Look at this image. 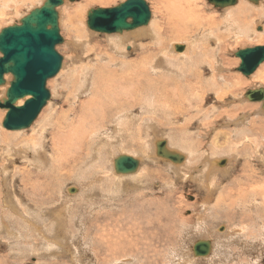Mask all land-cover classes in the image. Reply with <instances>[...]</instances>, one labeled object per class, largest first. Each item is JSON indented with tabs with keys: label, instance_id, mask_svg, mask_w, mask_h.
<instances>
[{
	"label": "rangeland",
	"instance_id": "1",
	"mask_svg": "<svg viewBox=\"0 0 264 264\" xmlns=\"http://www.w3.org/2000/svg\"><path fill=\"white\" fill-rule=\"evenodd\" d=\"M44 1L0 0V32L9 26L19 25L18 21L21 22L24 16L41 6ZM125 1L127 0L84 3V0H76L71 3L66 0L59 9L61 36L65 41L57 47V51L64 57L65 64L62 71L48 82L47 88L52 96L49 104L29 129L8 131L0 127L1 147L8 146L9 141V145L24 144L32 141L31 137L37 138L44 133L48 148L52 147L54 141L59 146L55 155L56 165L51 164L41 172L26 164L27 162L19 156L11 158L0 155V264H180L182 255L188 252L193 244L204 239H212L215 248L213 256L199 264H264V132L259 129H264V115L257 103H250L249 100L243 103L242 100L248 90L264 87V64L253 77L247 78L237 71L241 61L235 56L239 50L264 46V19L256 25L257 32L262 35L261 39L251 34L238 33L241 39L237 40L236 34L229 36L226 31H220L218 28L216 30V26L205 20L186 29L187 34L183 36L180 34L176 37L173 35L175 30L170 28L169 32H166V44L161 47L147 36L131 39L126 43L127 46L124 44L117 47L115 38L123 37L125 33L99 34L91 31L87 26L88 12L95 8H114ZM145 1L153 11V20L162 22L160 11L163 7L160 2H164ZM204 1L208 8H211L208 13L215 17L225 16V9L215 8L208 0ZM243 1L250 3V6L255 5L248 0ZM260 4L263 5L264 0H261ZM231 9H235L234 6ZM217 36H222L224 42L220 43ZM177 38L185 43L176 42L177 45L186 46L185 52L181 53L183 57L174 47ZM199 42H202L200 46L197 44ZM143 43L152 46L155 57L160 54V57L165 56L174 62L173 56L177 55L181 58V64L188 53L191 56L197 51L202 52L200 55L205 63V70H200L205 80L200 84L191 76L183 78V83L177 84L178 86L173 84L170 77H153V84L158 88L155 94L161 90L163 96H160L162 105L158 102L155 106L157 124L152 118L153 124H149L150 126L140 120L144 117L142 107L145 103L139 101V104L135 103L136 106L132 105L129 109L127 106H117L119 98L120 103H128L126 99L122 100L125 95L120 92L124 86L113 80L123 72L117 74L112 65L114 71L107 72L109 76L105 73L110 65L109 61L135 62L143 55L140 51ZM114 48L118 51L126 49V58L115 53ZM209 61L217 66L215 81H208L213 74L211 68L208 70ZM165 73L168 72L165 70ZM184 74L190 75L189 72ZM179 80L181 79L176 78V81ZM7 85L1 87L0 91H6ZM107 91L108 100H104L103 95ZM114 95L118 100L112 102ZM92 96L105 101L103 108L106 105L103 112L100 110L98 113L96 123L92 120L94 110L89 107ZM4 97L0 96V100ZM136 97L139 98L140 93H136ZM181 109L185 113L184 116H174L171 120L164 117L166 111L175 115V112ZM0 112L5 116L7 114V111L2 109ZM123 112L129 114L130 125L132 120H137V123L132 126L133 130L130 132L125 129V135L114 134V127L117 124L119 128L122 126L118 119L125 115ZM148 114L147 111L146 116ZM246 114L250 115V118L243 125L230 126L237 118L239 120V117ZM182 127L186 128L185 134L190 132L185 141L183 137L177 136L180 135L178 132ZM138 128L142 130L140 133L136 131ZM80 133L84 136L88 134L89 139L80 142L76 141V138L71 141L70 134L76 136L81 135ZM154 139L155 142L167 141L172 149L176 148L181 154L191 151L188 146L194 147L192 152L196 153L193 154L203 157L198 161V164L201 163L200 167L207 166L210 160L222 162L229 159L230 164L227 163L228 166L224 167L230 171V175L226 176L227 179L223 180L221 187L216 189L211 200L206 201V190L198 183L182 178L188 172L186 167L179 172L170 171L168 168L171 164H165V160H157L156 156L149 155L150 149L154 147ZM91 143L93 147L96 143L97 149L101 145L105 150L100 161L105 168L104 174H97L99 177L95 174L87 175L88 160L78 164L72 162L79 154L89 153ZM70 150L72 152L69 153ZM131 153L137 155V158L144 156L145 159L141 162L138 175L116 179L113 159L123 154L131 156ZM69 155L71 161L68 162L65 157ZM28 157L30 159L32 156L27 155L26 158ZM89 158L92 157L89 155ZM217 167L224 169L220 165ZM5 170L7 173H3ZM88 176L91 178H86ZM218 181L221 184V181ZM227 186L229 189H226L221 197L223 188ZM74 188L77 190L71 193L69 189ZM8 193L13 195L11 206H16L14 209L5 202ZM220 202L224 203L219 204ZM205 203L209 204L208 208ZM250 205L252 207L248 210ZM256 205H261L262 211L253 207ZM55 215L65 221L61 226L55 224ZM216 229L220 232H216Z\"/></svg>",
	"mask_w": 264,
	"mask_h": 264
},
{
	"label": "bare ground",
	"instance_id": "2",
	"mask_svg": "<svg viewBox=\"0 0 264 264\" xmlns=\"http://www.w3.org/2000/svg\"><path fill=\"white\" fill-rule=\"evenodd\" d=\"M7 1V0H6ZM19 1V0H17ZM23 1V0H22ZM25 1V0H24ZM46 1V0H45ZM44 1V3H45ZM69 1V0H68ZM96 1H107V0H84V3H92V2H96ZM164 3L160 2L162 4V7L163 9L160 11L161 15H162V22H159L157 19L156 21L153 20V11L151 10V21L150 23L145 26V27H141V28H138V29H135L133 31H129V32H124L125 35H123V37H118V38H115L114 40V43L117 47H122L124 46V44H126L129 40L131 39H134V38H144V37H148V38H151L152 40H155L156 44H159V47L163 46L164 44H166V40H167V35L166 32H169L170 28H172V30H175V32L173 33V35H176V37L178 35H185L187 34V30L188 28L192 27V26H197V24H199V21H204L205 20L209 23H211L213 26H216V30L217 28L221 31V30H224L226 31V34L227 35H233V34H236V38L237 40H240L241 39V35H237L238 33H244L246 35H253V36H256V37H260L261 39V34L259 32H257V29H256V25L260 24L261 21L264 19V4H260L259 3V6L258 5H252L250 6L249 4H247L246 2H244L243 0H239L238 3H241L239 6L235 7V9H231L233 7H227L225 8L224 12H225V16L223 18L221 17H215L213 15H211V13H208V11L211 10V8H208V5L206 4V2L204 0H162ZM11 2V1H10ZM18 3V2H16ZM43 3V4H44ZM66 3V0H64V4ZM124 3V2H123ZM237 3V4H238ZM42 4V5H43ZM7 5V4H6ZM41 5V6H42ZM39 6V7H41ZM258 6V7H256ZM4 7V6H3ZM37 7V8H39ZM35 9V8H34ZM60 9V8H59ZM59 9H58V12H59ZM31 12V11H30ZM210 14V15H209ZM27 16V15H26ZM25 17V16H24ZM23 17V18H24ZM22 18V19H23ZM21 19V20H22ZM262 19V20H261ZM77 20V19H76ZM250 20V22H249ZM261 20V21H260ZM20 23V21H18ZM203 22V23H204ZM61 24V15H60V12H59V26ZM202 26V25H201ZM10 27V26H9ZM5 29V28H4ZM202 29V28H200ZM199 29V30H200ZM209 29V28H208ZM214 29V28H213ZM2 30V29H1ZM193 30V29H192ZM60 31H61V27H60ZM92 31V30H91ZM209 31V30H208ZM198 32V30H197ZM210 32V31H209ZM123 33V34H124ZM129 33V34H128ZM191 33V32H190ZM206 33V32H205ZM202 34V33H201ZM119 35H122V34H119ZM219 35V34H218ZM225 35V34H224ZM190 36V35H189ZM202 36V35H201ZM243 36V35H242ZM108 37V36H107ZM169 37V36H168ZM172 37V36H171ZM197 38V36H194ZM205 37H208V36H204ZM211 37V36H210ZM223 37H226V36H223ZM235 37V35H234ZM63 38V37H62ZM201 38V37H200ZM203 38V39H204ZM215 38V37H214ZM217 38H219L218 41L221 42H224L222 36H217ZM229 38V37H228ZM231 38V37H230ZM248 38V37H247ZM254 38V37H253ZM64 39V38H63ZM199 39V38H198ZM206 39H209V38H206ZM205 39V40H206ZM258 39V38H256ZM178 40V38H177ZM191 40V39H189ZM195 40V39H194ZM204 40V42H205ZM210 40V39H209ZM227 40V39H226ZM229 40V39H228ZM65 41V40H64ZM184 41V40H183ZM193 41V40H192ZM190 42L191 43V46H193V42ZM202 41V39H201ZM212 41V40H211ZM215 41H216V38H215ZM217 41V42H218ZM113 42V41H112ZM175 43L178 42V43H184V42H181V39H179L178 41H174ZM203 42V43H204ZM74 43V41H73ZM193 43V44H192ZM202 43V42H201ZM200 42L197 43L198 46H200L201 44ZM227 43V42H226ZM150 44H153V43H150ZM185 44V43H184ZM215 44V43H214ZM217 44V43H216ZM129 45V44H128ZM182 44H178V46H180ZM206 45V44H205ZM210 45V44H209ZM221 45V44H220ZM127 46V44H126ZM174 46V45H173ZM177 46V43L174 47ZM196 46V47H198ZM217 46V45H216ZM222 46V45H221ZM116 47V48H117ZM140 51L141 54L143 55H140V57H138V59L135 61V62H127V61H117V63H115L114 61H109L107 66L108 68H104L106 69L105 70V73H112V71H114L112 69V65L115 67V71L117 72H123L122 75H118L117 77H115V79H113L116 83H119V84H122L124 86V89L120 90V92H122L125 97L122 98V100L125 101V99L127 100V104H124L123 103H120V98L119 100L117 99V96L115 97H112V102H114L113 100L116 99V101L118 100L117 102V106L119 107H124V106H127L128 109L129 107H132V105L134 106L135 103L136 104H139V101L140 102H143L145 103V106L142 107V110L144 111L143 115L144 117L142 119H140L142 122H144V124H147V126H150L151 124H153L152 122V118L154 119V123H156V120H157V115L155 114V110H156V103H160V105H162V101H160V96H163L162 95V91L159 90V92L157 94L156 91H157V87L153 84V77L154 76H158V75H161V77H166V79H168V77H170V79H172L173 81V84L174 85H177V84H180V83H183L182 79L185 78V77H195V79L197 80L196 83H201L202 81H204L205 79L202 77L201 73H200V70L201 68H204V58H202V52L198 53L197 51L193 54V55H189L190 53H188L187 57L185 58V61L183 60V62L180 64L179 62L181 61V58L178 57L177 55L173 56L175 59H174V62L171 61L169 58H165V56H159L160 54H158V57L154 55V52H153V48L151 45H148V44H145L143 43L142 46H140ZM183 47L185 48L184 51L182 52H185L186 50V46L183 45ZM195 47V45H194ZM208 47V46H207ZM111 48H112V45H111ZM130 48V47H129ZM189 48V47H188ZM199 48V47H198ZM205 48V47H204ZM218 48V47H217ZM220 48V47H219ZM115 49V48H114ZM123 49V48H121ZM134 49V47H133ZM194 49V48H193ZM117 52H116V51ZM113 51H115V53L117 54H121L122 56H124L126 58V53L122 50V51H118L117 49H115ZM120 50V49H119ZM159 50V49H158ZM162 52H163V48L161 49ZM176 50V49H175ZM197 50V49H196ZM191 51H194V50H191ZM205 51H206V48H205ZM204 51V52H205ZM224 51V50H223ZM174 52V51H173ZM182 52H178V53H182ZM60 53V52H59ZM165 54V53H164ZM169 54V53H168ZM204 54V53H203ZM103 55V54H102ZM182 55V54H181ZM100 57H102L101 55H99ZM139 56V55H138ZM184 55H182L183 57ZM63 57V56H62ZM106 58V57H103V59ZM64 59V57H63ZM110 59V58H109ZM108 59V60H109ZM124 59V58H123ZM100 60V59H99ZM173 60V59H172ZM206 60V59H205ZM207 62V61H206ZM210 62V61H209ZM165 63V64H164ZM167 63V64H166ZM217 63V62H216ZM64 60H63V66H64ZM264 64V63H263ZM166 65V66H165ZM208 67L210 70L211 68V72H213L211 78L208 80V81H215L216 79V64L214 65L213 62H210L208 63ZM63 66H62V69H63ZM260 67V66H259ZM61 69V71H62ZM259 69V68H258ZM257 69V70H258ZM153 70V71H152ZM155 70V71H154ZM165 70L168 72V73H165ZM256 70V71H257ZM98 71V69H97ZM256 71L252 74L254 75L256 73ZM89 72V71H88ZM91 72V70H90ZM89 72V74H90ZM94 72V70H93ZM185 72H189L190 75H185L184 73ZM192 72V74H191ZM81 73V72H80ZM92 73V72H91ZM107 73V74H108ZM125 73V74H124ZM91 75V74H90ZM251 75V76H252ZM86 77V75H84ZM88 76V74H87ZM109 76V74H108ZM106 76V77H108ZM250 76V77H251ZM112 77V76H111ZM250 77H247V78H250ZM253 77V76H252ZM94 78V77H92ZM95 78H98L95 76ZM142 78H144V80H142ZM176 78H180L181 80L179 81H176ZM6 80H8V85H7V90L10 86V82L12 81V76L11 75H7L5 77ZM169 79V80H170ZM222 79V78H221ZM229 79V77H228ZM207 81V83H208ZM224 81H225V77H224ZM93 82V81H92ZM95 82V81H94ZM90 83V82H89ZM113 83V81H112ZM187 83V82H186ZM185 83V84H186ZM190 84H192L190 82ZM230 85V84H229ZM93 86V85H92ZM178 86V85H177ZM215 86V84H214ZM213 86V87H214ZM218 88V87H217ZM259 88H262L261 87H258V88H254V89H259ZM264 88V87H263ZM222 89V88H221ZM7 90H2L0 91V96H5L4 98H6V93H7ZM154 91V92H153ZM136 93H140V97L137 98L136 97ZM108 94L109 92L107 91V93H105L103 95V98L104 100H108ZM147 95V96H146ZM95 96V95H94ZM94 96L93 99H91L89 101V107H91L96 113H94L93 111V114H95L93 116L92 113H89L91 114V116H93V119L94 120V123H96V117L98 116V113H100V110H102L101 112H103V110L106 108V105H105V108H103V104L105 103V101H101L99 99V97L95 98ZM52 97V96H51ZM3 98V99H4ZM2 99V100H3ZM29 99V98H27ZM21 100V102L19 101L18 102V105H23L24 102L27 100ZM168 99V97H167ZM1 100V101H2ZM242 100H243V103L245 102H249L248 99L245 98V94L242 96ZM241 100V101H242ZM239 101V102H241ZM50 102V101H49ZM48 102V104H49ZM184 102V101H183ZM158 103V104H159ZM171 103H173L171 101ZM251 103V102H250ZM47 104V105H48ZM98 104V106H97ZM116 104V102L114 103V105ZM179 104V103H178ZM255 104V103H254ZM259 105V109H260V112L262 113V115H264V110H262V104L261 103H257ZM86 105V104H85ZM84 105V106H85ZM113 105V104H112ZM257 105V106H258ZM136 106V105H135ZM180 106V105H179ZM89 107L88 110H89ZM139 107V106H138ZM166 107V106H165ZM85 108V107H84ZM86 108V109H87ZM109 108V107H108ZM136 108V107H135ZM133 109V108H132ZM141 109V108H140ZM122 110V109H121ZM226 110V109H225ZM91 111V112H92ZM148 111V115L146 116V112ZM164 111V110H163ZM125 112H123L122 114H124ZM176 114L174 115L172 112H169V111H166L165 112V115L164 117L168 118V120H171L174 116L175 118H178L180 116H184L185 113H183L182 109L178 112H175ZM224 114V113H223ZM226 114V113H225ZM117 115V114H116ZM152 115L151 117L147 118L148 116ZM188 115V113H187ZM235 115V114H234ZM247 116H249L248 114H246ZM246 115H243L242 117H239V120L238 118L236 119V121L232 122L231 125H235V127L238 125V127H240L239 125H243L242 123L246 122L247 121V116ZM5 115L2 114V112H0V127L2 126L3 127V117ZM140 116V115H139ZM236 116V115H235ZM39 118V117H38ZM129 114L125 113V115H122L118 120H119V123L121 122L122 123V126L121 128H119V124H117L116 127H114V134H123L125 135L124 132H126V130L128 132L132 131L133 130V125H135L137 122V120H132L131 122V125L129 124ZM183 118V117H182ZM126 120V121H125ZM165 120V119H164ZM177 120V119H176ZM185 120H188V119H185ZM124 121V122H123ZM36 122V121H35ZM93 122V121H92ZM91 122V123H92ZM228 122V121H227ZM98 123V122H97ZM192 123V122H191ZM254 123V122H253ZM150 124V125H149ZM157 124V123H156ZM170 124V123H169ZM230 124V122H229ZM116 125V124H115ZM168 125V124H167ZM246 125V124H245ZM228 126V125H227ZM158 127V126H157ZM233 127V126H232ZM149 128V127H147ZM263 128V127H262ZM261 127H259L260 131L264 132V129H262ZM126 129V130H125ZM180 129V128H179ZM178 129V130H179ZM258 129V128H257ZM148 130V129H147ZM186 128L185 127H182L180 129V132H178L180 135H177V136H180V137H183L184 141H185V137H187V134L190 133L186 131L187 134H185ZM251 130V129H250ZM124 131V132H123ZM138 133H140L142 130L138 128ZM170 131V130H169ZM173 131V130H172ZM170 131V132H172ZM90 132V131H89ZM155 132V131H154ZM203 132V131H202ZM168 133V132H167ZM197 133V132H195ZM243 133V132H242ZM1 134H5L3 132H1ZM81 134V133H80ZM93 134V133H92ZM100 134V133H99ZM112 134V133H111ZM145 134V133H144ZM162 134V133H161ZM10 135V134H9ZM113 135V134H112ZM175 135V134H174ZM3 136V135H1ZM40 137H37V138H32V141L30 142H26L24 144H18L16 146H14L13 144L9 145V143L11 141H9L8 143V146H5V147H1L0 145V155L1 156H4V157H11V158H15L17 156H19V158L21 160H25L27 163L26 164H29L31 166H33L34 168H37L39 169L38 172H41L43 169H46L47 167H49L51 164L53 166L56 165V152H58V149H59V146L58 144L56 143V141H54L52 147L48 148V144L46 143V135L45 133L43 135H39ZM88 136V137H87ZM87 136H84L83 134L81 135H78L76 134L75 135H69V137L71 138V141L72 139H78L76 141H85V139H89V135L87 134ZM110 136V135H109ZM108 136V138H109ZM154 136V135H153ZM194 136V135H193ZM120 136H115V138H119ZM155 137V136H154ZM21 138V137H20ZM112 138V137H110ZM176 138V137H175ZM7 139H10V138H7ZM133 139V138H131ZM160 139V137H159ZM162 139V138H161ZM165 139V138H164ZM180 139V138H179ZM27 140V139H26ZM38 140V141H37ZM169 141V139H167ZM182 140V139H181ZM187 140V139H186ZM191 140H194L191 138ZM131 141V140H130ZM139 141V140H138ZM151 141V140H150ZM161 140L155 142V139H154V147H152L150 149V154L149 155H154L157 157V143L160 142ZM172 141V140H170ZM250 141V140H249ZM88 142V141H87ZM148 142V141H147ZM191 142V141H190ZM90 143V142H89ZM177 143V142H176ZM175 143V144H176ZM183 143V142H182ZM181 143V144H182ZM258 143V142H257ZM256 143V144H257ZM7 144V143H6ZM96 143H94V147H93V144L91 143L89 145V149H90V152L89 153H85L84 155L83 154H79V157L75 160V161H72V162H76L77 164L78 163H84L86 162V160H88L86 162L87 165H89V168L86 170L87 171V175L88 174H95L96 177H99L97 176L98 175H103L104 174V165L100 162L103 158V154H105V150L101 147V145H99V149H97V146L95 145ZM171 144V143H170ZM180 144V142H179ZM86 145V144H85ZM142 145V144H141ZM189 145V144H188ZM187 145V146H188ZM139 146V145H138ZM145 146V144H144ZM144 146H141V147H144ZM182 146V145H180ZM187 146H185L187 148ZM84 147V146H83ZM15 148V149H14ZM126 148V147H125ZM166 148L173 152V153H176V154H179L180 156H182L184 158V161L182 163H173L169 160H165V164H171L169 165V170L170 171H176V172H179L181 171L182 168H185L188 170V172L182 177L183 179H188L190 182L191 180L196 183L199 184L200 187H202L204 190H206V195H205V200L208 201V200H211V196L213 195V193L216 191V189H218L219 187H221L222 185V182L224 179H227L226 176L230 175V171L228 172L226 166L224 167V165H227V163H229V159H224L226 160V164H223L221 165L219 163V160H214V161H208V165L205 166L203 165L202 167H200V164H198V161L201 159L202 156H197L193 153H196V152H192V150H194V147L191 148L188 146V149H191V151L188 153V154H184V153H179L178 151H176L175 149H172V147L168 144V142L166 141ZM94 149V150H93ZM137 150V149H136ZM139 150V149H138ZM247 150V149H246ZM134 151V150H133ZM141 151V148L140 150ZM181 151V150H180ZM72 152L71 150L69 151V153ZM154 152V154H153ZM134 153V152H132ZM131 153V154H132ZM146 154V153H145ZM191 157H190V155ZM200 154V153H199ZM259 154V153H257ZM27 155L29 156H32L28 158ZM89 155L92 157V158H89ZM124 155V154H123ZM127 156H130V154H126ZM133 155V154H132ZM131 155V156H132ZM202 155V153H201ZM148 156V155H147ZM257 156V155H256ZM133 158L137 159L140 163L144 162L145 159H143V157L141 158L140 156H138L137 158V155H133L132 156ZM259 157V155H258ZM10 158V159H11ZM68 162L71 161V155L65 157ZM118 158V157H117ZM155 158V157H153ZM155 158V160H156ZM203 158V157H202ZM227 158V157H226ZM261 158V157H260ZM113 159V158H112ZM190 159V161H189ZM258 159V158H257ZM157 160H160V158H158ZM164 160V159H163ZM260 160V159H259ZM18 161V160H16ZM206 161V160H205ZM114 162H115V159H113V167H114ZM156 162V161H155ZM207 163V161L205 162ZM248 163V162H247ZM263 163H264V160H263ZM230 164V163H229ZM262 164V163H261ZM217 165H220L221 167H223L224 169H220L217 167ZM247 165V164H246ZM232 166V165H231ZM4 168V167H3ZM7 170L9 169L8 167L6 168ZM11 169V168H10ZM201 169V170H200ZM206 169V170H205ZM249 169V168H248ZM255 169V168H254ZM112 170V169H111ZM140 170V167L138 169V171ZM137 171V172H138ZM244 171V170H243ZM3 172V171H2ZM37 172V173H38ZM114 172H115V168H114ZM3 173H7L6 170L3 172ZM12 174V173H11ZM110 174V173H109ZM116 175V172L114 173ZM181 174V172H180ZM135 175H138V173H135L133 175H116L117 177H115L116 179L118 180H121V178H127V177H132V176H135ZM259 175V174H258ZM81 176V175H80ZM86 176V174H85ZM84 176V177H85ZM179 176V175H178ZM247 175H244V177ZM251 176V175H250ZM112 177V176H111ZM181 177V176H180ZM219 177V178H218ZM229 177V176H228ZM3 178V177H2ZM86 178H91V177H86ZM9 179V178H8ZM134 179V178H133ZM229 179V178H228ZM250 179V177H249ZM10 180V179H9ZM98 180V179H97ZM217 180H220L221 181V184L220 182ZM4 181V180H3ZM5 183V182H4ZM52 183V182H51ZM130 183V182H129ZM46 184V183H45ZM194 184V183H193ZM49 185V184H48ZM53 185V184H52ZM47 186V185H46ZM115 186V185H114ZM216 186V187H215ZM54 187V186H53ZM51 188V187H50ZM75 189V188H74ZM228 189V188H227ZM232 189V188H231ZM230 189V190H231ZM56 190V189H55ZM71 189H69L70 191ZM77 190V189H75ZM92 190V189H91ZM226 191V190H225ZM8 192V191H7ZM44 192V191H43ZM47 192V191H46ZM45 192V193H46ZM49 192V191H48ZM51 192V190H50ZM232 192V191H231ZM4 193V192H3ZM47 194V193H46ZM55 194V193H54ZM232 194V193H231ZM233 195V194H232ZM5 196V195H4ZM260 196H263V194H260ZM254 197V196H253ZM259 197V196H258ZM6 200V204L8 202L9 204V207H11V209L13 208H16V206L12 205L11 206V203L13 201V195H11L10 193H8V196H5ZM46 198H48L46 196ZM53 198V197H52ZM221 198V197H220ZM2 199V196L1 198ZM4 199V198H3ZM55 200V199H54ZM204 200V201H205ZM39 201V200H38ZM53 201V200H52ZM218 201H220L218 199ZM42 203V202H41ZM224 202H220L219 204H223ZM264 203V202H263ZM5 204V205H6ZM43 204V203H42ZM252 204V203H251ZM4 205V206H5ZM208 203H205V207L208 208ZM263 205V204H262ZM260 206V207H259ZM43 207V205H42ZM45 207V206H44ZM236 207V204H234V209ZM252 207V205L248 206L247 209L250 210V208ZM253 207H258L260 208V210L262 211V206L261 205H256V206H253ZM264 207V206H263ZM53 208V207H52ZM30 209V208H29ZM34 210V208L32 209ZM206 210V209H205ZM31 211V210H30ZM67 211V210H66ZM35 212V211H34ZM10 213V212H9ZM18 213V212H17ZM20 213V212H19ZM22 213V212H21ZM30 213V212H28ZM45 213V212H44ZM263 213V212H262ZM261 213V214H262ZM16 214V213H15ZM26 214V213H25ZM31 214V213H30ZM37 214V212H36ZM264 214V213H263ZM24 215V214H22ZM34 215V214H33ZM48 215V214H47ZM27 216H29L27 214ZM61 216V215H60ZM34 217V216H32ZM36 217V216H35ZM55 217V218H54ZM53 218L56 220L55 224H58L57 226H61L63 224V221H61L59 215H55ZM62 217V216H61ZM64 218V217H63ZM62 218V219H63ZM66 218V217H65ZM99 218V217H98ZM204 218V217H203ZM27 219V218H26ZM200 219V218H199ZM50 220V219H49ZM28 222H30V220H27ZM96 221V220H95ZM32 222V221H31ZM65 222V221H64ZM24 223V222H23ZM52 223V222H50ZM49 223V224H50ZM29 224V223H28ZM32 224V223H31ZM66 224V223H65ZM56 226V225H55ZM66 226V225H65ZM54 227V226H53ZM64 227V226H62ZM200 227V226H199ZM8 228V226H7ZM38 228V227H37ZM39 229H41V227H39ZM99 229V228H98ZM52 230V229H51ZM64 230L65 227H64ZM63 231V230H62ZM216 232H220L219 229L217 230L216 229ZM238 232V231H237ZM57 233V232H56ZM65 233V232H64ZM66 233H67V230H66ZM53 234V233H52ZM58 235V234H57ZM59 236V235H58ZM116 236V235H115ZM114 236V237H115ZM166 236V235H165ZM103 238V237H102ZM119 238V237H118ZM59 239V237H58ZM116 239V238H115ZM57 240V239H56ZM63 241V240H62ZM204 241H207V242H210L211 244V254L209 256H205V257H202V256H195L194 254V244L191 246V248L188 250V252L186 251L183 255H182V260L180 262V264H199L201 261H205V260H209L212 256H213V250L215 248L214 246V242L212 239H204ZM60 243V242H58ZM197 243V242H196ZM18 244V243H17ZM108 244V243H107ZM122 244V243H121ZM55 245V244H54ZM63 245V244H62ZM51 246V245H50ZM182 247V246H181ZM116 248V247H115ZM187 249V248H186ZM56 250V249H55ZM61 250V248H60ZM183 250V249H182ZM57 252V251H56ZM56 254V253H55ZM181 255V254H180ZM48 258V257H47ZM179 263V262H178Z\"/></svg>",
	"mask_w": 264,
	"mask_h": 264
},
{
	"label": "water",
	"instance_id": "3",
	"mask_svg": "<svg viewBox=\"0 0 264 264\" xmlns=\"http://www.w3.org/2000/svg\"><path fill=\"white\" fill-rule=\"evenodd\" d=\"M76 0H69L73 3ZM215 8L236 6L239 0H208ZM258 5L261 0H248ZM64 0H46L45 3L25 16L19 25L7 27L0 32V88L7 85L5 77L12 76L6 98L0 100V109L7 111L3 128L8 131L29 129L51 100L48 82L62 69L63 57L57 51L64 39L59 26L58 9ZM151 10L145 0H127L114 8H95L88 12L87 26L99 34H123L147 26ZM177 52L183 46L175 47ZM241 63L237 71L250 77L264 63V46L237 51ZM29 98V99H27ZM245 98L252 103H261L264 110V88L251 89ZM27 99L23 105L21 100ZM157 157L173 163H182L184 158L166 148V142L157 143ZM226 164V160L220 162ZM141 163L132 156L122 155L115 159L118 175L137 173ZM71 193L75 189L70 190ZM210 242L200 240L194 245L195 256H209Z\"/></svg>",
	"mask_w": 264,
	"mask_h": 264
},
{
	"label": "crops",
	"instance_id": "4",
	"mask_svg": "<svg viewBox=\"0 0 264 264\" xmlns=\"http://www.w3.org/2000/svg\"><path fill=\"white\" fill-rule=\"evenodd\" d=\"M247 116V115H246ZM250 118V115L249 116H247V119H249ZM228 122H229V120H228ZM245 123V122H244ZM244 123H242V124H244ZM230 126H235V125H231L230 124ZM238 126V125H237ZM251 129V130H250ZM249 129V131L252 133V128H250ZM245 131H246V129H244V133H245ZM220 163V162H219ZM228 188V186L226 187V188H223V190H222V193L221 194H223V192L226 190ZM229 189V188H228ZM224 196V194L223 195H221V197H223Z\"/></svg>",
	"mask_w": 264,
	"mask_h": 264
}]
</instances>
